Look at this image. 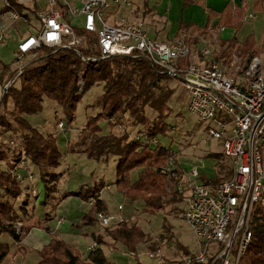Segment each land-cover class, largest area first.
I'll return each instance as SVG.
<instances>
[{
    "label": "trees",
    "instance_id": "obj_1",
    "mask_svg": "<svg viewBox=\"0 0 264 264\" xmlns=\"http://www.w3.org/2000/svg\"><path fill=\"white\" fill-rule=\"evenodd\" d=\"M252 7L255 11H261L264 16V0H253ZM246 12V3L237 5L228 2L223 10L218 12L219 20L213 27L221 24L236 30L242 25ZM207 26L208 22L203 27H197L198 33L187 35L186 43L196 44L200 33L208 29ZM183 27L184 25L179 23L181 31H185ZM75 29L88 38L86 47H79V53L71 48L42 47L41 53L31 59L17 83L9 86L0 97L1 107L11 103V109L7 113H0V128L7 131L15 124L23 134L19 155L13 153L10 147L5 148L2 143L0 144V160L4 163V166L0 163V190L3 195L0 197V234H8L17 244L27 235L31 227L35 226L30 221V223L23 222L19 213H24L26 200L20 203L17 209L19 212L15 210L13 204V201L21 194L19 180L15 173L26 175V168L18 165L19 156L24 155L36 167L44 187V200L54 196L53 192L57 190L56 182L59 174L53 169L60 164L61 154L57 148L56 136L42 134L26 119L27 115L41 111L44 96L61 108L65 121L70 123L74 119L76 106L83 92L96 83H103V92L88 105V107L99 105L100 112L87 117L79 136L76 140L68 142L66 151L84 153L87 158L96 161L107 160L109 155L115 156V190L131 202L141 200L142 211L148 214L154 215L163 209L166 202L175 203L182 198L178 189L171 191L166 188L169 147L162 144L154 147L142 146L138 141L128 139L126 134L118 136L112 131L121 115L127 111L132 120L131 124L144 125L146 132L151 136L157 134L164 136L169 129L166 119L170 116V107L167 101L172 95V90L164 89L153 98L149 88L154 86L160 78L169 76L158 74L156 67L142 57L110 56L84 61L81 59L82 55L99 56L95 34L79 27ZM220 42L231 47L235 46L239 53H247L250 56L257 53L253 34L247 35L242 41L233 37L228 40L221 39ZM2 68L0 80L4 77L8 65L4 64ZM11 75L12 73L5 81ZM80 78L84 86L82 92L78 83ZM147 105H151L156 111V116L151 121L144 113V107ZM101 120L108 123L110 130L107 134L101 133L98 125ZM208 156L216 159L225 158L222 153L216 152L208 153ZM174 163L177 164L176 157H174ZM135 169L137 174L132 181L131 171ZM176 171L180 176V169ZM230 173L225 158V163H219V170L211 180L216 183L228 178ZM169 178L177 180L175 177ZM203 179L206 177L203 176ZM173 182L176 183V181ZM102 187L103 181L98 179L90 186L81 185L78 190L63 192L58 196V200L73 195L91 202L89 209L80 220L71 224L72 228L80 229L97 223L96 214L107 210L99 194ZM34 196L37 197L36 194ZM48 220L47 217L41 225V228L47 232L50 231L46 223ZM18 222H21L19 233H17ZM162 225L164 228L170 227L165 219ZM251 227V239L241 257V264H264V205L253 206ZM104 230V234L92 235L97 244L104 243L102 238L107 235L134 254L135 264H143L137 258L136 246L147 240V237L139 226L122 223L115 227H104ZM179 248L185 254L189 252L183 246ZM8 252V244L0 241V264ZM37 253L39 259L36 264H115L106 258L99 246L90 248L86 255L82 256L74 246L55 235H51L49 241Z\"/></svg>",
    "mask_w": 264,
    "mask_h": 264
},
{
    "label": "built area",
    "instance_id": "obj_2",
    "mask_svg": "<svg viewBox=\"0 0 264 264\" xmlns=\"http://www.w3.org/2000/svg\"><path fill=\"white\" fill-rule=\"evenodd\" d=\"M131 3L132 0H0V43L13 34L18 36L9 66L12 75L1 91L17 83L42 47L71 48L79 53L84 36L77 34L75 27L93 32L99 51V56L82 55V60L142 57L156 67L158 74L176 79L187 94L188 111L198 117L209 138L221 141V153L228 159L231 173L212 183L196 182L194 178L201 176L196 167L184 171V186L177 191L184 204L182 215L198 248L174 259L160 257L159 250L146 255L155 259V264H241L251 239L253 206L264 205V72L253 59L237 80L217 62L207 59L213 49L204 37L199 39L197 54L183 36L162 41L150 37L141 22L108 21L107 12L112 6ZM73 18H80V22L72 23ZM20 28L23 29L19 31ZM78 83L83 85L82 78ZM130 139L142 146L158 144L157 136L144 129ZM170 154L166 171L168 177H175L179 166H174L175 154ZM25 161L20 166L25 168ZM15 174L19 181L33 176L29 172L25 176ZM96 218L104 227L126 221L121 204L116 211L98 212ZM20 226L18 222L17 233Z\"/></svg>",
    "mask_w": 264,
    "mask_h": 264
},
{
    "label": "rangeland",
    "instance_id": "obj_3",
    "mask_svg": "<svg viewBox=\"0 0 264 264\" xmlns=\"http://www.w3.org/2000/svg\"><path fill=\"white\" fill-rule=\"evenodd\" d=\"M79 22L80 18L72 19V23L74 24ZM258 23H255V26H257L255 31H249V28L252 25L248 21L245 22V25L241 31H237L236 33H234L235 31H227L226 33H222L221 36L223 39L227 40L233 37L243 40L247 35L253 34L255 37L257 50V53L254 56H250L247 53H239V51L235 49V46L231 47L227 44H222L219 38L205 35V41L208 42V44H210L213 49L212 55L207 59L217 62L226 74L236 78L237 80H240L243 77L244 71L247 69L250 61L253 59H256L260 72H264V31H260L262 28L261 22L258 21ZM22 29L23 28H20L19 31ZM77 34L79 33L77 32ZM81 36H84V39L82 40L80 47H86V45H88V38L84 34ZM14 47L15 43L12 40L7 41L6 45L0 46V58L6 64H10L14 59V55L12 53ZM192 48L198 54L197 47ZM79 87L80 91L82 92L84 86L80 85ZM164 89L172 90V95L167 101V104L170 107V116L166 119L169 129L164 136L160 134L156 135L158 138V144L169 147L170 152L175 154L174 157H176L177 164H174V166L176 168L179 165L185 164L186 170L196 167L200 173L204 172L206 175L211 176L213 174V170L217 169L218 162L212 165V159L210 156H208V153H212L214 152V149H217V142L206 135V129L198 117L188 111L187 94L179 82L172 77L160 78L154 86L149 88V93L153 98H155ZM102 92L103 87L102 84L99 83H96L90 88L86 89L83 92L80 101L77 103L74 119L70 123L65 121L61 108L58 107L54 101L45 96L43 97L41 111L36 114H32L29 119V123L33 126H36V128L44 135L51 134L56 136L60 130L68 131L65 134L60 133L56 137L57 148L61 154L60 164L58 167L59 170L68 172V175L64 178V180L67 181V183H70V181L73 182L71 185L76 186L77 190L82 184L81 181L87 182L91 176L88 175L89 172L85 169L87 162L82 157L74 155V152H67L66 147L68 142L77 139L81 128L86 123L87 117L100 112L99 105L92 107H88V105L92 104ZM10 107V102L5 107H0V113H7V111L11 109ZM144 113L149 121H151L156 116V111L151 105L144 107ZM59 121L63 122L62 126L59 125ZM131 123L132 120L126 111L121 115L112 131L118 136L126 134L128 139H130V137L134 135L138 129L145 130L144 125H133ZM98 125L102 131L101 133H105L107 131L109 132L110 129L108 127V123L105 120L99 121ZM22 135V131L18 130L15 124H13L12 129L7 131H3L0 128V144L2 143L3 147L5 148L10 147L13 153L19 155L22 144ZM170 155L171 154L169 153L168 156ZM108 157L111 158L112 156L109 155ZM23 160L27 161V166H25L26 174L27 172L30 174L33 173V176L31 179L25 178L24 180L19 181L21 194L13 201L16 211H18L17 209H19L21 202L26 199L32 200L35 197V194L40 198V203L45 199L44 187L39 179L36 167L31 164L29 159L24 157V155L19 156V166L24 165L21 164V161ZM115 160L116 157H112L108 162L107 160H101L105 162L100 164L101 169H99L103 174V177L101 178L102 181L106 184H109L110 186H112L115 181ZM218 161L219 163H225V158H219ZM0 163L2 166H4L3 161L0 160ZM56 168L53 169L54 172L56 171ZM133 173L135 174V172ZM175 178H177V180H172V178L170 179L168 176H166L165 181L166 188L168 190L173 191L175 188L178 189L179 187L184 186V179L182 175L179 176L177 172V176H175ZM194 180L199 182L201 179L194 178ZM29 181H31V183H28ZM61 181V179L57 180L56 187L57 183ZM173 181H176V183ZM112 189L110 191L113 194L112 196L108 197L107 201L111 209L115 211L117 205L121 204L122 213L126 216V221L124 223H127V225L136 224L140 227L143 233L146 234L147 240L140 242L136 246V252L138 251L139 253L137 258L141 263H156L155 259L148 258L146 255V252L152 251L153 249L159 250L160 252H158L160 253V257L167 259L179 258L185 254L183 253V250L179 248V246H183L189 251L197 250L198 246L194 234L182 215L184 209L182 198L175 203L166 202L163 209L153 215L142 211L143 204H141V200L131 202L127 198L121 197L119 193L113 192ZM59 190L60 189L58 188L55 192H53L54 195L55 193H59ZM108 193L109 190L106 189L104 196ZM0 197H3L1 190ZM59 218L61 217H58L57 219ZM45 219H42L41 222L36 220H32L30 222L39 227L43 224ZM163 219L167 221L168 225L170 226L169 228L163 227ZM95 224L96 223H94V225ZM100 231L101 234L105 233L104 229H100ZM19 232H21V227ZM105 239H108L107 242L112 244V249L115 248L114 246H117L115 250L106 253L108 260L114 262L115 264H135L133 256H123V252L126 249L125 247H121L123 246L121 243L112 240L107 235L103 236V242ZM8 243L11 245L10 240ZM107 248L110 247L107 246ZM83 250L80 248V251H78L82 254Z\"/></svg>",
    "mask_w": 264,
    "mask_h": 264
},
{
    "label": "crops",
    "instance_id": "obj_4",
    "mask_svg": "<svg viewBox=\"0 0 264 264\" xmlns=\"http://www.w3.org/2000/svg\"><path fill=\"white\" fill-rule=\"evenodd\" d=\"M228 2H233L237 5H242L244 3L247 4V12L242 25L236 30L225 27L221 24L218 27H213L219 20L218 12H221ZM252 3L253 0H132V3L128 6H120L119 8L112 6L107 12V18L109 22H117L121 19L141 22L150 37L162 41H171L179 36H183L185 38L187 35H194L199 32L197 27H203L208 22V29L205 30L204 33H200L199 39L200 37H204L206 35L212 36L214 38H219V40H221L223 39L221 37L222 33H226L227 31H235L234 33H236L237 31H241L243 26L245 25V22L248 21L252 25L249 28V31H255V28L257 27L255 26V23H258V21L261 22L262 26L260 31H264L263 13L261 11H255L252 7ZM179 23H182V25H184L183 29L185 31L180 30ZM17 39L18 36L16 34H13L12 37L7 39L4 43H0V46L6 45L7 41L12 40L14 41L16 47ZM236 39L238 41H242L238 38ZM190 45L192 47H197L198 49L200 45L199 40L196 44ZM15 47L12 51L13 55ZM4 64L6 63L0 58V78L3 69L2 67ZM7 65L8 69L5 71L2 80H0V97L2 94L1 86L10 74V64ZM30 116L31 115L26 116V119L29 122ZM67 132L68 131L60 130L57 135L60 133L65 134ZM107 132H103V134H107ZM215 141L217 142V149H214V152L221 153V141ZM74 155L82 157L87 162L85 169L88 170V175L91 176L87 182L81 181L82 186H90L94 181H97L98 179H101L103 177V174L99 169H101L100 164L105 161H96L92 158H87L84 153L80 152H74ZM111 156L115 157L113 155ZM111 158L108 157L107 162ZM211 159L212 165L218 162L217 169L213 170V174L211 176H208L204 172H202L199 179L202 180L203 176H205L206 179H203L202 181H210L214 183L211 179L216 176L217 171L219 170V161L216 158ZM114 163L116 166V160L114 161ZM185 166V164L179 165L181 175H183L184 171H188L186 170ZM227 168L229 169V171H231L228 159ZM55 172L59 174V179L62 180L61 182L57 183V189H60L59 193H55L54 196L49 197L41 203L39 202V197H34L32 200L26 199V204L24 205V213L20 212L23 222H29L32 220L41 222L42 219L44 220L48 217L49 220L47 221V225L51 232H47L46 230L42 229L41 226H33L31 227L27 235L19 242V244H17L8 234H0V241L6 242L9 246V252L5 256L1 264H36L39 259L37 251L49 241V239L51 238V234L62 238L64 241L74 246L79 251L80 248L82 250L84 249L82 252V256H85L90 248L96 246L102 248L105 256L106 253L111 252L112 250H115L117 248V246H114L115 248L112 249V244L107 242L108 239H105L104 244H97L93 240L92 235L101 234L100 229H104V226H102L98 222L95 225H87L80 229L71 227V224L79 221L82 215L89 209L91 202L90 200L85 201L73 195H69L58 201V196H60L62 192L77 190V188L76 186L71 185L73 182L70 181V183H67V181L64 180V178L68 175V172L59 170V167L56 168ZM133 172H135V174ZM136 172L137 170L131 171L132 181L136 178ZM103 185L104 186L99 193L100 197L104 200L107 210L113 211V209H111V207L108 205L107 201L108 197L112 196L113 194L110 191L112 188L113 192H117L115 190V185L113 184L112 186H110L105 182H103ZM106 189L109 190V193L104 196V192ZM121 197L123 196L121 195ZM58 217L61 218L57 219ZM9 240L11 242V245L8 243ZM107 246H109L110 248H107ZM121 247L123 248V246ZM126 253L129 252L127 250H124L123 256H126ZM137 256H139L138 251Z\"/></svg>",
    "mask_w": 264,
    "mask_h": 264
}]
</instances>
